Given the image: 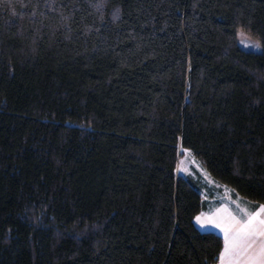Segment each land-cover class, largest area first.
<instances>
[{
    "label": "trees",
    "instance_id": "trees-1",
    "mask_svg": "<svg viewBox=\"0 0 264 264\" xmlns=\"http://www.w3.org/2000/svg\"><path fill=\"white\" fill-rule=\"evenodd\" d=\"M184 149L264 204V0H0V264L217 263Z\"/></svg>",
    "mask_w": 264,
    "mask_h": 264
},
{
    "label": "snow or ice",
    "instance_id": "snow-or-ice-1",
    "mask_svg": "<svg viewBox=\"0 0 264 264\" xmlns=\"http://www.w3.org/2000/svg\"><path fill=\"white\" fill-rule=\"evenodd\" d=\"M241 211L246 219L239 220L231 213L225 217L218 210L217 213H200L195 220L223 230L225 245L220 253L221 264H264V204L255 212Z\"/></svg>",
    "mask_w": 264,
    "mask_h": 264
},
{
    "label": "rangeland",
    "instance_id": "rangeland-1",
    "mask_svg": "<svg viewBox=\"0 0 264 264\" xmlns=\"http://www.w3.org/2000/svg\"><path fill=\"white\" fill-rule=\"evenodd\" d=\"M237 39H238L239 45L245 50L258 52L262 49L261 42L258 39H255L254 37H252L248 32H246L243 29H239L237 31ZM178 173L181 175L193 178L195 180H198L199 182H205L212 189H215L216 187L221 186V185L224 186L225 188L224 193L223 192L218 193L217 197L218 198L221 197L220 199H223L224 201V207H222L223 209L221 210H227L226 208L229 207V202L233 200L230 195V192H232L231 188L216 181L206 171V169L203 167L201 162L195 157V155L190 150H187V151H185V149L183 150L182 155L180 156V159L178 162ZM237 200L238 202L236 203L235 207H237L236 209H238V212L241 214V210L243 209L242 207L243 204L239 201V199ZM210 204H212V202ZM233 209L235 208L233 207ZM200 213L208 214L205 211H201ZM200 213H198L197 215H199ZM194 223L201 231H206L209 228L214 226L212 224H201L197 222L195 218H194ZM210 230H214V229L212 228Z\"/></svg>",
    "mask_w": 264,
    "mask_h": 264
},
{
    "label": "crops",
    "instance_id": "crops-1",
    "mask_svg": "<svg viewBox=\"0 0 264 264\" xmlns=\"http://www.w3.org/2000/svg\"><path fill=\"white\" fill-rule=\"evenodd\" d=\"M230 195H231V192H230ZM221 198V197H220ZM220 198H218L217 196H213V197H211V199H210V201L212 202V206H211V208L210 209H208V210H204L205 212H207L208 214L209 213H217L218 212V210H219V212H220V215H222V216H227V214L228 213H231V215L232 216H235L237 219H239V220H243V219H246L247 217H246V215L244 214V212H242L241 211V214L238 212V209H236L237 207H235L236 206V203L238 202V200L237 199H239V201L243 204V209H246L248 212H255L256 210H257V208L259 207V205H261V204H258V205H254V204H252L251 202H249V201H247V200H244V199H241V198H238V197H233L232 195H231V198L233 199L231 202H229V207L228 208H226L227 210H221V209H223L222 207H224V201H223V199H220ZM233 207L235 208V209H233ZM235 212H237V213H235ZM214 229V230H210V229ZM215 231V230H217V231H215V232H217V233H219L222 237H223V240H224V245H225V237H224V232H223V230L221 229V228H217V227H215V226H213V227H211V228H209L208 230H206V231ZM224 245H223V248H222V250L224 249ZM215 264H221V260H220V257H219V260H218V262L217 263H215Z\"/></svg>",
    "mask_w": 264,
    "mask_h": 264
}]
</instances>
